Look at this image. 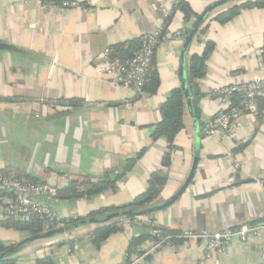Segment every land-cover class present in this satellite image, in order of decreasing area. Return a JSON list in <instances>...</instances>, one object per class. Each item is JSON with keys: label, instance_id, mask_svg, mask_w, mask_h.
Here are the masks:
<instances>
[{"label": "crops", "instance_id": "1", "mask_svg": "<svg viewBox=\"0 0 264 264\" xmlns=\"http://www.w3.org/2000/svg\"><path fill=\"white\" fill-rule=\"evenodd\" d=\"M77 1L79 6L63 8V1L0 0V42L12 46L0 48V98L10 99L0 101V171L17 170L58 190L70 178H98L107 169L121 170L127 160L141 153L119 179L115 192L44 201L64 219L86 218L102 206L131 202L147 189L151 174L161 171L167 182L154 205L164 204L191 172L196 124L186 108L185 128L176 136L169 166L162 163L169 143L164 137L153 140L154 124L161 119L160 106L167 95L181 84L188 31L219 0H188L198 17L187 23L176 12L164 28L153 59L160 81L156 92H138L105 78L99 71L100 56L113 44L141 38L161 27L163 12H171L176 0ZM245 1L231 0L213 9L185 52L188 65L191 56L203 54L209 41L215 45L206 59L207 71L198 80L203 124L227 107L214 95L217 88L264 77V7L242 9L224 24L212 19ZM183 29L185 37L180 34ZM53 59L56 63L51 67ZM60 98L83 102L67 108L58 103ZM259 101L263 104L260 118ZM257 102L255 114L235 120L236 136L201 138L193 180L166 207L135 221L123 220V229L100 248L92 240L98 223L33 240L13 254L14 264H37L45 257H51L54 264H126L131 240L148 231L170 228L180 234L202 235L263 222L264 93ZM64 112L69 113L55 117ZM5 218L0 199V222ZM146 223L157 229H147ZM28 236L0 225V239L6 243H18ZM150 240L140 244V255L149 250ZM206 244L205 238H183L150 252L154 258L146 264H199ZM205 264H264V230L250 242L232 240Z\"/></svg>", "mask_w": 264, "mask_h": 264}, {"label": "trees", "instance_id": "2", "mask_svg": "<svg viewBox=\"0 0 264 264\" xmlns=\"http://www.w3.org/2000/svg\"><path fill=\"white\" fill-rule=\"evenodd\" d=\"M45 2L54 1L61 3L63 0H43ZM253 7H264V0H247L241 4L233 5L227 9L221 11L215 15L212 19L217 20L218 22L224 24L231 21L237 15L240 14L242 9H249ZM212 11V10H211ZM210 11V12H211ZM176 12H180L184 16V20L187 23L192 22L193 18H197V14L193 11V8L188 0H176L171 12L164 19V28L170 24L173 19V16ZM207 13V16L209 13ZM198 19V18H197ZM196 19V20H197ZM196 21L193 22V25ZM207 26H204L202 29L203 32L206 31ZM191 30V29H190ZM188 31V30H187ZM162 32V34H163ZM190 32L188 31V34ZM141 38H134L132 40H127L113 44L111 46V52L113 57H121L123 59L133 56V54L139 49L141 45ZM215 45L212 41H209L206 45V48L201 55H193L190 57V63L186 65V80L189 85L190 97L193 105L194 113L198 119L199 127L201 128L203 122L201 121V110L199 107V100L202 97V92L200 90L198 80L202 78L206 73V59L207 56L214 50ZM181 84L173 88L170 93L167 95L165 101L160 106L161 119L154 124V130L152 133L153 140H156L160 137H164L169 143V150H167L162 158V163L165 166H169L172 161V152L176 149L175 139L178 133L185 128L184 115L186 111V96L183 87V79L181 77ZM159 73L157 68L152 63L149 73L147 75L146 83L143 90H148L150 92H156L159 86ZM10 100L9 98H0V101ZM240 97L235 96L233 98L234 104L238 105L240 103ZM83 100L80 98H60L58 100L59 104L66 105L67 108H73L81 105ZM259 112L257 117L260 118L263 110L262 101H259ZM201 138H203L200 131ZM141 153L137 154L136 157L127 160L121 170L116 169H107L103 175L98 178H94L90 175H81L76 178H70L68 184L62 188H59L54 197L63 200H74L79 199L84 196H93L96 194L104 193L107 191L115 192L118 188L117 184L119 179L127 171H129L139 159ZM12 169H4L3 172H10ZM18 175L20 172L16 170ZM167 182V175L161 171H155L151 174L149 179V184L147 189L136 196L131 202L124 205H110L102 206L97 210H93L86 218H96L103 219L108 215L118 214L117 217H114L112 220L108 221L105 224L98 226L92 235L93 243L97 248H100L107 239L121 231L123 229V220L128 219L135 221L139 216H121L120 213L133 210L140 211L151 206H154V200L161 194L165 184ZM1 199V196H0ZM152 214V213H151ZM85 219V218H82ZM82 219H64L65 225L74 224ZM264 222V220H263ZM0 225L5 228L16 229L19 231L27 232L30 236L39 235L45 232L46 228L44 223L40 220H23L16 218H5L0 222ZM147 229L152 227V225L145 224ZM157 229V228H156ZM180 232L170 228H161L159 235L143 233L135 238H133L129 244V256L133 254L140 255V244L149 239H155L157 241L162 240L167 236H171L170 242L175 243L180 241L179 237ZM17 243L9 244L0 239V254L11 248ZM166 245V242L163 243V246ZM143 253V252H142ZM15 258L13 254L7 255L0 260V264H14ZM37 264H54L51 257H45L39 259Z\"/></svg>", "mask_w": 264, "mask_h": 264}, {"label": "built area", "instance_id": "3", "mask_svg": "<svg viewBox=\"0 0 264 264\" xmlns=\"http://www.w3.org/2000/svg\"><path fill=\"white\" fill-rule=\"evenodd\" d=\"M76 6H79L77 0H63L62 2L63 8ZM163 13L166 17L170 12L165 10ZM163 27L164 20L161 27L142 37L139 49L129 58L113 57L111 49L107 48L100 56V73L116 84L130 86L138 92H142L153 63L155 50L162 37ZM180 34L185 37L187 35L186 30L183 29ZM55 63L56 60L53 59L51 67ZM262 93H264V77L260 76L245 83L227 84L217 88L214 95L223 100L227 107L204 122L200 128L202 136L221 138L236 136L233 127L235 120L246 113L255 114L258 111L257 99ZM235 96H239L241 99L238 105L234 104L233 98ZM238 167L239 164L237 163L235 168ZM0 190L4 193L1 202L6 217L40 220L44 223L45 231L65 225L64 218L56 212L49 202L44 201L45 198H53L57 192L52 184L36 181L26 175H18L16 172L0 171ZM263 230L264 222L244 223L237 228H227L202 235L190 231L180 234L179 237L206 239L205 254L199 263L205 264L214 252L223 251V248L232 240L239 239L241 242H250L256 240ZM152 234L157 236L159 231L153 230ZM170 238L171 236H167L159 241L151 239L149 250L143 255L133 254L126 264L139 262L146 254L163 246L164 242L166 244L171 243Z\"/></svg>", "mask_w": 264, "mask_h": 264}, {"label": "water", "instance_id": "4", "mask_svg": "<svg viewBox=\"0 0 264 264\" xmlns=\"http://www.w3.org/2000/svg\"><path fill=\"white\" fill-rule=\"evenodd\" d=\"M231 0H219L217 2H215L214 4L210 5L206 11L201 14V16L197 19V21L195 22L189 36H187L184 47H183V52H182V66H181V77L183 79V87H184V91H185V96H186V106H187V110L189 112V114L191 115V117L194 119V122L196 124V151H195V156H194V160H193V165H192V169L191 172L185 182V184L180 188V190H178L173 196L172 198L161 205H154L151 206L149 208H146L144 210H140V211H133V210H127L124 211L122 213H120L121 216H142V215H148L151 214L163 207H166L169 203H171L172 201L176 200L180 195H182V193L186 190V188L189 186V184L191 183V181L193 180L196 170H197V166H198V162H199V151L201 148V135H200V127H199V122L198 119L194 113L193 110V105H192V101H191V97H190V92H189V85L187 83L186 80V64H185V52L188 49V47L190 46L194 36L197 34V32L200 30L206 16L207 13L210 12L211 10L215 9L218 6H221L227 2H229ZM12 46H10L9 44L6 43H2L0 42V48H6V49H12ZM69 112H64V113H59L56 114L55 117H61L62 115L68 114ZM118 214L115 215H108L107 217L103 218V219H96V218H85L82 219L74 224H70V225H64V226H59L58 228H54L51 230H47L45 232H43L42 234L39 235H33V236H28L26 238H24L23 240L19 241L17 244H15L14 246H12L11 248H9L8 250H6L5 252L0 254V260L3 259L4 257H6L7 255L10 254H14L15 252H17V250H19L23 245H25L28 242H31L33 240L39 239V238H46V237H50L53 236L55 234L58 233H65L66 231L73 229L75 227H78L82 224L85 223H98V224H105L108 221L112 220L114 217H117ZM143 254V253H142ZM154 258V254L153 253H148L146 254L142 260H140L139 262H136L135 264H146L148 262H152Z\"/></svg>", "mask_w": 264, "mask_h": 264}]
</instances>
